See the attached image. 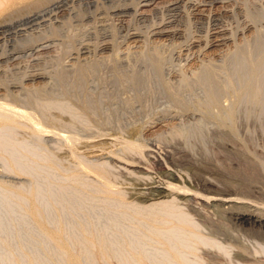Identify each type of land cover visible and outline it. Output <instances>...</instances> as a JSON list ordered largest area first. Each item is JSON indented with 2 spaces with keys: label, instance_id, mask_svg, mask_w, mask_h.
Segmentation results:
<instances>
[{
  "label": "rangeland",
  "instance_id": "1",
  "mask_svg": "<svg viewBox=\"0 0 264 264\" xmlns=\"http://www.w3.org/2000/svg\"><path fill=\"white\" fill-rule=\"evenodd\" d=\"M27 1L19 0V4L17 3L18 5L13 7L14 12L8 10L0 17V21L3 22H0V101L10 99V102L13 100V103L24 110L34 109L41 113V116L47 114L46 118L42 117L46 123L50 122V125L57 126L56 129L65 127L66 130L62 129V133L78 134L79 138L73 140L74 144H70L69 141H65V137H59L58 134L55 132L52 134L53 131H51L47 133L48 135L45 133L43 141H41L37 140L38 137L36 138V135L34 136L28 127H18V130H14L15 136L10 138L13 142L9 141L11 145H8V147L10 146L8 148L5 144L8 143V141L5 142L7 132L4 131V128L3 130L0 128V139L4 138V142L1 143L3 145L0 144L4 147H0V181L17 186L21 184L25 186L29 182L28 184L34 187L37 184L36 189H41L46 179L50 178L51 181V177L53 178L54 173H57V168L52 169L54 166L42 169L39 167L37 169L39 173L36 171L35 176L32 173V177L28 175L18 177L13 173L10 174L7 167L4 166V161L1 165L4 152L9 150L12 153L15 151L14 147L22 146L21 149L25 147L28 151L31 148L29 154L33 156L30 158L28 155V160L16 158L19 161L15 159L16 164L14 165L19 167L21 162L22 166L20 167H26L24 164L31 167L35 160L42 158L37 155L46 156L44 155L45 151L40 149L44 144L47 147L45 149L50 151L51 155H55V157L53 155L48 157L56 162L58 170L60 167L61 171H64L63 173H67L68 168L76 171L80 157L89 164L108 165L109 176L113 178L110 177L111 182L115 183L114 185L112 183L113 189L122 190L121 193L124 191L125 194H122L128 203L132 200L130 203L136 202L137 205L139 203L138 206L144 207L149 203L172 201L175 211L177 212L179 209L180 212L186 213L189 221L176 225L173 229L175 234L172 232L173 230L166 231L168 234L171 232V235L173 233L176 238H171L172 236H168L167 233H164L165 231H163V235L167 234L166 236L170 237L167 238L170 244L174 238L181 240L183 245L180 244L181 251L179 253L184 249L181 253L182 258L185 257L183 259L189 263L264 264V225L234 218L235 211L251 212L256 216L264 215V108L262 105L263 92L259 90V88L261 89L259 83L263 82L261 79L264 76L261 75V72L256 75L249 74L247 69L244 70L245 73L248 72L247 75H244V71L242 74L240 70H243L244 67L248 68L249 65V62L246 61L244 65L241 64L242 67L240 64L229 65L232 63L230 60L233 59L235 51L238 53V48L239 52L242 51V48H244L242 52H246L245 50L249 48L253 50L255 39H257L255 37H259V33L264 32V15L258 21H250L254 20L252 17H256L255 12H258L256 13L258 15L259 13L263 14L264 0ZM30 2L33 3L32 7ZM247 10L254 16L251 13V18L249 14L246 15L249 13ZM246 44L249 47H246ZM94 66L97 67V71ZM203 67L211 69L207 70ZM77 69L84 70V73ZM202 69L207 70L208 73ZM237 69L238 71H236ZM228 70L231 72L227 73ZM55 74L57 76H54ZM76 74L78 76L79 74L86 75H80L77 78ZM81 76L83 77L81 78ZM245 78H248V81L251 79L252 82L256 81L253 83L254 88L251 87V90L254 89V93L249 90L250 86L249 89L247 86L244 88L246 83L250 82H244V80L247 81ZM222 85L224 86L221 87ZM208 86H212V88L210 87V89ZM227 86L229 87L228 91L226 90ZM213 94L215 98H211ZM26 99L28 100L26 101ZM85 101L92 102L88 108L83 106L86 104ZM213 103L221 106H218L221 109H217L218 107ZM53 104L58 106H53ZM92 104L98 108L91 107L90 109ZM26 105L27 107H25ZM84 109L91 111H84ZM224 109H227V113L229 109H232L230 112H233L227 116ZM54 120H56L55 124ZM67 123L69 124L67 125ZM95 131L97 134L94 133ZM3 133L5 137L2 138ZM80 133L82 134L80 135ZM127 140L143 143L141 144L143 156L141 153L128 150L132 152L129 153L124 149L123 145ZM38 141L41 144H37ZM76 142L79 143L76 144ZM10 148H14V151ZM3 149L5 150L2 154L1 150ZM47 150L45 154L48 155ZM32 158L35 160L32 161ZM2 166L3 168H1ZM77 172L82 174V171L79 172L78 169ZM85 175V178L83 177L85 181L94 180L93 174ZM59 179L60 182H64L60 177ZM40 183L41 188L39 187ZM145 185L149 186L146 188ZM161 185L167 188L162 195L159 192ZM44 190L43 188L42 193ZM42 193L40 197L37 195V200L40 203L47 199L44 195L46 193ZM61 194L60 199L61 196L68 195L74 197L76 192L68 189ZM7 195H9L8 192L0 188V264H12L9 262H12V259L17 255L21 263L26 264L24 256L19 254L26 250L33 251L32 256H35V261L38 259L36 263L47 264L48 262L49 264L55 259V256H45L46 250L43 252L41 245L37 246L38 241L44 242L46 239L38 236L43 234H40V230L38 231V228L24 216L25 205L23 204L26 202L22 201L20 207L17 204L19 200H13V197H10L11 194ZM79 195L81 196L78 194L76 197L84 198L86 204L90 205L88 206L90 207L89 211L93 208H91L92 204H96L93 205L96 208H93L94 210L92 209L93 212H91L93 218L97 215L99 216L96 217L97 219L101 215L113 216L116 213L119 216L115 210L116 213L113 210H110L113 213L105 211L104 202L107 200L108 203H105L104 206L107 208L111 201L109 199L103 201L102 195L99 196L97 202H92L89 198L92 196L91 194L87 197H84V194L81 197ZM56 196L58 199L59 194ZM7 197L10 200L6 199ZM223 197L231 199V202L229 204L221 203L219 199ZM54 199L55 196L53 198L55 203L60 200ZM84 199H80L82 202L73 201V206L76 204V208H80L81 205L84 207L86 205ZM14 201L16 202L14 203ZM45 206H43V209H46L44 215L47 220L50 218L51 221L53 209L49 204L47 205L49 207ZM127 212L125 211V213ZM67 216V214L64 215L65 218ZM69 217L71 218V216ZM65 218L64 221L67 220ZM126 218L124 221L121 219V222H117L118 226L125 229L118 227L123 232L130 230V224L132 225L131 229L136 227L135 223L133 224L135 220L131 221L133 217L127 216ZM104 222L106 219L101 221V224H99L100 220L95 223L100 227L103 225L101 228L104 226H116L115 228H117L115 223L113 225L110 221H107V224ZM66 223L70 224V221H66ZM134 225L135 227H133ZM192 226L196 230V235L199 238L202 237L201 239L204 238V241L207 240L208 243L191 245L192 240L188 239L186 234L188 233L187 229ZM105 227L103 228L105 230L111 229ZM113 228L108 231L110 235L106 234L105 236H111L112 233L116 235V229ZM112 230L115 231L112 232ZM137 234L134 237L137 243L146 238L142 232L138 234L139 237ZM114 235L109 239H113ZM136 237L137 239H135ZM151 237L143 240L144 244L145 240L146 244L149 242L143 249H147L145 251H148L149 257L152 255V258H148V256L146 258L151 263L156 255L152 264H159L160 261L165 260L172 264V259L164 248L162 251L160 245L153 243ZM4 243H8V245L10 243L11 246L17 247L12 246L13 249L16 248L11 250L14 251L13 254H10L13 257L3 253L6 252L2 247ZM176 243L179 242L176 240ZM141 246L143 243L139 248ZM146 252H144L145 255ZM2 256L6 257L5 260Z\"/></svg>",
  "mask_w": 264,
  "mask_h": 264
},
{
  "label": "bare ground",
  "instance_id": "2",
  "mask_svg": "<svg viewBox=\"0 0 264 264\" xmlns=\"http://www.w3.org/2000/svg\"><path fill=\"white\" fill-rule=\"evenodd\" d=\"M24 1V0H23ZM27 1V0H26ZM29 1V0H28ZM27 1V2H28ZM30 1H32V0H30ZM222 1V0H221ZM245 1V0H244ZM19 2V0H0V17L4 14V13H6L8 10H13V12L15 11L14 9H13V7L17 4ZM21 2V1H20ZM35 2V1H34ZM248 2V1H247ZM252 2V1H251ZM24 3V2H23ZM146 3H148V2H146ZM19 4V3H18ZM17 4V5H18ZM27 4V3H26ZM29 4V3H28ZM33 4V3H32ZM32 4H31V2H30V5H31V7H32ZM144 4V3H143ZM246 4V3H245ZM248 4V3H247ZM16 5V6H17ZM29 6V5H28ZM251 6V5H250ZM19 7V6H18ZM246 7V6H245ZM261 7V6H260ZM12 8V9H11ZM15 8V7H14ZM23 8V7H22ZM25 8V7H24ZM28 8V7H27ZM19 9V8H18ZM246 9V8H245ZM262 9V8H261ZM260 9V11H262ZM257 10V9H256ZM255 10V11H256ZM20 11V10H19ZM248 11V10H247ZM21 12V11H20ZM249 13H247L246 15H250V18H251V14L254 16V14L253 13H251L250 11H248ZM253 12V11H252ZM11 13H12V11H11ZM10 13V14H11ZM29 13V12H28ZM251 13V14H250ZM256 13H258V12H255V15H256V17H252V19L254 18V20H250L251 22H253V21H258V20H260V19H262L263 18V15H264V12H263V14H261V13H259V15L258 14H256ZM22 14V13H21ZM9 15V14H8ZM20 15V14H19ZM15 16V15H14ZM29 17V16H28ZM246 17V16H245ZM4 19V18H3ZM17 19V18H16ZM25 19V18H24ZM264 19V18H263ZM248 20H249V17H248ZM262 21V20H261ZM1 22V21H0ZM260 22V21H259ZM1 23H3V22H1ZM256 23V22H255ZM263 23V22H262ZM257 25V24H256ZM252 26V25H251ZM231 27V26H230ZM260 29H258V31H259ZM257 32V31H256ZM260 32V31H259ZM258 34V33H257ZM256 34V35H257ZM259 37H255V38H257V39H255L256 40V42H254V44H255V46H254V48H252L253 50H251L250 48L248 49V50H245L246 52H242V51H244V48H242V54L241 55H239L241 52H239L240 50H239V48H238V50H237V52L238 53H236V51H235V55H234V52H233V55L234 56H232V60H230L232 63H229V65L231 64V65H239L240 64V67H242L241 66V64H243L244 65V62L246 61V62H249V65H248V68H246V67H244V69L243 70H240V72L242 73V71H246V69H247V71L249 72V74H252V75H256V74H260L259 72H261V75H263L264 76V32L262 31V34L261 33H259V35H258ZM235 37V36H234ZM255 40H253V41H255ZM13 41H15V40H13ZM246 43V42H245ZM2 44V43H1ZM18 44V43H17ZM46 45V44H45ZM245 45V44H244ZM248 45H250V43L248 42ZM252 46V45H251ZM250 46V47H251ZM246 47H249V46H247V44H246ZM42 48H43V46H42ZM37 49V48H36ZM256 50V51H255ZM10 52V51H9ZM18 52V51H17ZM26 55V54H25ZM17 57V56H16ZM151 57V56H150ZM229 58H231V57H229ZM241 62V63H240ZM23 64V63H22ZM225 65V64H224ZM230 65V66H231ZM151 66V65H150ZM153 66V65H152ZM16 67V66H15ZM94 67H96V66H94ZM221 67V66H220ZM223 67V66H222ZM227 67V66H226ZM232 67H234V66H232ZM239 67V66H238ZM93 68V67H92ZM204 68V67H203ZM224 68V67H223ZM230 68V67H229ZM18 69V68H17ZM153 69V68H152ZM204 69H207V68H204ZM208 69H211L210 67L208 68ZM207 69V70H208ZM220 69V68H219ZM224 69H226V68H224ZM235 69V68H234ZM73 70V69H72ZM82 70V69H81ZM81 70H78L77 69V71H81ZM203 70V69H202ZM202 70H200V71H202ZM207 70H203V71H207ZM213 70V69H212ZM65 71V70H64ZM88 71V70H87ZM96 71H97V67H96ZM153 71V70H152ZM151 71V72H152ZM215 71V70H214ZM217 71V70H216ZM236 71H238V69L236 70ZM245 71L243 72L244 73V75H247V73L248 72H246L245 73ZM43 72V71H42ZM56 72V71H55ZM75 73H79V72H76V71H74ZM81 72H83L84 73V70L83 71H81ZM210 72V71H209ZM212 72V71H211ZM228 72H231V71H227V73ZM235 72V71H234ZM41 73V72H40ZM73 73V72H72ZM74 73V74H75ZM206 73H208V72H206ZM217 73V72H216ZM225 73H226V71H225ZM236 73V72H235ZM238 73V72H237ZM242 73V74H243ZM56 74H58V73H56ZM54 75V76H57V75ZM64 74H66V73H64ZM73 74V75H74ZM204 74V73H203ZM232 74H234V73H232ZM59 75H60V72H59ZM58 75V76H59ZM63 75V74H62ZM67 75V74H66ZM65 75V76H66ZM80 75H86V74H79V76L76 74V76H77V78H79L80 77ZM88 75V74H87ZM206 75V74H205ZM217 75V74H216ZM230 75H231V73H230ZM237 75V74H236ZM235 75V76H236ZM243 75V76H244ZM251 75V76H252ZM202 76H204V75H202ZM211 76V75H210ZM242 76V77H243ZM258 77L260 76V75H257ZM60 77V76H59ZM83 76H81V78H82ZM201 77V76H200ZM241 77V76H240ZM246 77V76H245ZM248 77V76H247ZM250 77V76H249ZM56 78V77H55ZM204 78V77H203ZM207 78V77H206ZM235 78V77H234ZM244 78V77H243ZM1 79V78H0ZM58 79H63V78H58ZM210 79V78H209ZM240 79V78H239ZM238 79V80H239ZM246 79V78H245ZM253 79H254V77H253ZM256 79V78H255ZM258 79V78H257ZM261 79V77L259 78V80ZM213 80V79H212ZM232 80H234V79H232ZM244 80V79H243ZM247 81H245L244 80V82H249L248 81V78L246 79ZM263 82H260L259 83V85L261 86V89L259 88V86H258V84L256 83V85L258 86V88H259V90H260V92H263L262 94H263V97H262V99H263V108H264V77H263V79H261ZM217 81V80H216ZM241 81V80H240ZM239 81V82H240ZM206 81H204V83H205ZM230 82V81H229ZM229 82H228V85H229ZM243 82V83H244ZM251 82V84H252V86H251V84L249 85V83ZM248 84L246 83V85L244 86V88L247 86V88L249 89V90H251L252 88H254V84L253 83H255L254 82V80H253V82H252V79H251V81H250ZM2 83V82H1ZM4 83V82H3ZM151 83V82H150ZM207 83V82H206ZM215 83V82H214ZM213 83V84H214ZM208 84V83H207ZM225 84V83H224ZM226 84H227V82H226ZM238 84V83H237ZM216 85V84H215ZM214 85V86H215ZM219 85V84H218ZM242 85V84H241ZM217 86V85H216ZM224 85H222L221 87H223ZM231 86V85H230ZM209 88L211 87L212 88V86H208ZM228 87V86H227ZM226 87V88H227ZM243 87V86H242ZM252 87V88H251ZM210 88V89H211ZM218 88V87H217ZM225 88V87H224ZM243 88V89H244ZM246 88V89H247ZM256 88V87H255ZM22 89H23V86H22ZM42 89V88H41ZM209 89V90H210ZM228 89H229V87L226 89L227 91H228ZM208 90V89H207ZM222 90V89H221ZM220 90V91H221ZM234 90V89H233ZM248 90V91H249ZM254 90V89H253ZM253 90H251V91H253ZM211 91H213V90H211ZM210 91V92H211ZM215 91V90H214ZM247 91V92H248ZM251 91H249L250 93H251ZM40 92V91H39ZM208 92V91H207ZM219 92V91H218ZM224 92V91H223ZM246 92V93H247ZM32 93H33V91H32ZM245 93V92H244ZM253 93H254V91H253ZM35 94V93H34ZM39 94V93H38ZM41 94V93H40ZM214 94H216V93H214ZM214 94L211 96V98L212 97H214ZM252 94V93H251ZM28 95V94H27ZM211 95V94H210ZM253 95V94H252ZM256 95V94H255ZM8 96H10L9 94H8ZM29 96V95H28ZM32 96H33V94H32ZM254 96V95H253ZM16 97V96H15ZM14 97V98H15ZM26 97V96H25ZM37 97H39V96H37ZM37 97H35L36 99H37ZM27 98V97H26ZM215 98V97H214ZM217 98H219V97H217ZM12 99V98H11ZM23 99V98H22ZM29 99V98H28ZM28 99H26V101L28 100ZM31 99H33V98H31ZM177 99V98H176ZM259 99H260V97H259ZM10 99H8V100H5V101H3V100H1L0 101V128H2V130H3V128H4V131L6 130V138L7 139H5L6 141L5 142H7L8 141V143H5L6 145H7V147H8V145H11L10 143H9V141L12 143L13 141H12V139L10 140V138H13V135H14V130L15 129H17L18 127H28L29 128V130L34 134V136L37 138V140H41V141H43V135L46 133H49V132H51V131H53V133L52 134H54V132H55V134H58L57 136H59V137H65L64 139H65V141L66 142H68V143H73V140H77V135H75L74 133L73 134H70V133H62L63 132V130H66L65 129V127H64V129L62 130L61 128L60 129H56V127L53 125H50L49 123H46L43 119L44 118H46L45 116L47 115H45L44 116V114H43V116H44V118H42L43 116H41V113H39L38 111H35L34 109V111L33 110H24V109H22L21 107H19V106H17L15 103H13L12 101L10 102L9 101ZM19 100V99H18ZM213 100V99H212ZM16 101V100H15ZM38 101V100H37ZM41 101V100H40ZM180 101H182V100H180ZM184 101V100H183ZM211 101V100H210ZM209 101V102H210ZM217 101V100H216ZM219 101V100H218ZM17 102V101H16ZM86 102V104L85 105H83V106H86L87 108L89 107L88 105L89 104H91V103H89V101H88V103H87V101H85ZM85 102H83V103H85ZM42 103V102H41ZM56 103V102H55ZM54 103V104H55ZM217 103V102H216ZM25 104V103H24ZM36 104V103H35ZM53 104V106H58V105H54ZM211 104V103H210ZM213 104H215V103H213ZM217 104H219V103H217ZM217 104H215L216 106H217ZM96 105V104H95ZM185 105V104H184ZM206 105H208V104H206ZM231 105V104H230ZM35 106V105H34ZM45 107L47 106V105H44ZM181 106V105H180ZM186 106V105H185ZM214 106V105H213ZM219 106V105H218ZM217 106V107H218ZM261 106V105H260ZM25 107H27V105L25 106ZM28 107H30L29 105H28ZM48 107V106H47ZM86 107H84L85 109H86ZM91 107H97V106H94V104H92V105H90V109H91ZM187 107V106H186ZM186 107H184V108H186ZM207 107V106H206ZM212 107V106H211ZM219 107H221V106H219ZM219 107L217 108V109H219ZM230 107V106H229ZM31 108V107H30ZM44 108V107H43ZM98 108V107H97ZM203 108H204V106H203ZM216 108V107H215ZM227 108V107H226ZM234 108V107H233ZM262 108V109H263ZM84 109V111H87V110H90V109H87V110H85ZM93 109V108H92ZM221 109V108H220ZM219 109V110H220ZM223 109V108H222ZM228 109V108H227ZM227 109H224L223 111H226ZM94 110V109H93ZM194 110V109H193ZM230 110H232V109H229V112L227 113V111H226V114H227V116L229 115V113H231V112H233V111H231L230 112ZM91 111V110H90ZM89 111V112H90ZM96 111V110H95ZM95 111H93V112H95ZM88 113V112H87ZM56 115V114H55ZM90 115V114H89ZM54 116V115H53ZM220 116H222V115H220ZM217 117V116H216ZM234 118V117H233ZM55 119H56V117H55ZM49 120V119H48ZM47 120V121H48ZM224 120V119H223ZM225 121V120H224ZM223 121V122H224ZM55 122H56V120H54V124H55ZM95 122V121H94ZM224 123H226V122H224ZM53 124V123H52ZM69 123H67V125H68ZM60 125H61V123H60ZM63 125V124H62ZM229 125H231V123L229 122ZM60 127V126H59ZM69 128V127H68ZM83 128H85L86 129V127H83ZM88 128H89V126H88ZM87 128V129H88ZM99 128V127H98ZM229 129V128H228ZM230 129H231V127H230ZM229 129V130H230ZM18 130V129H17ZM74 130V129H73ZM113 130V129H112ZM231 130H233V129H231ZM67 131H68V129H67ZM70 131V130H69ZM77 131V130H76ZM75 131V132H76ZM85 131V130H84ZM97 131V130H96ZM96 131L94 132V133H96ZM71 133H72V131H70ZM100 132V131H99ZM109 132V131H108ZM79 133V132H78ZM82 133H80V135H81ZM85 134V133H84ZM83 134V135H84ZM97 134V133H96ZM5 134L3 133L2 134V138H3V136H4ZM48 135V134H47ZM61 135V136H60ZM94 135V134H93ZM189 135V134H188ZM15 136V135H14ZM95 136V135H94ZM136 136V135H135ZM195 136V135H194ZM5 137V136H4ZM91 137V136H90ZM122 137V136H121ZM128 137V136H127ZM127 137H125V138H127ZM140 137V136H139ZM40 138V139H39ZM55 138V137H54ZM79 138V137H78ZM112 138V137H111ZM129 138V137H128ZM131 138V137H130ZM4 139V138H3ZM3 139H0V144L2 143V142H4V140ZM123 139V138H122ZM219 139V138H218ZM50 140V139H49ZM52 140V139H51ZM86 140V139H85ZM224 140V139H223ZM57 141H58V139H57ZM71 141V142H70ZM40 141H38L37 142V144H41V142L39 143ZM52 142V141H51ZM119 142V141H118ZM140 142V141H139ZM62 143V142H61ZM79 143V142H78ZM77 142H76V144H78ZM93 143V142H92ZM108 143V142H107ZM14 144H17V145H19L18 143H14ZM14 144H12L13 146H14ZM47 144H48V142H47ZM74 144V143H73ZM109 144V143H108ZM141 144H143V143H138L136 140H127L126 142H125V144L123 145L124 146V149H126L127 151L128 150H130V151H135V152H138V153H141V155H142V150H143V146L141 145ZM1 145H3V144H1ZM6 145H5V147H6ZM59 145V144H58ZM94 145V144H93ZM118 145V144H117ZM153 145V144H152ZM38 146V145H37ZM43 146H44V144H43ZM42 146V148L40 147V149L42 150V151H45V153H46V150L47 149H45V148H47V147H43ZM47 146V145H46ZM68 146V145H67ZM0 147H3V146H0ZM6 147V148H7ZM10 147V146H9ZM8 147V148H9ZM22 147V146H21ZM21 147H14L15 148V151H14V148L12 149V148H10V149H12L14 152H12V153H10L9 152V150L7 151V149H6V151L8 152H4V154L5 155H3L2 156V158H3V160L1 161V165H2V163H3V161H4V166H6L7 167V170L10 172V174L11 173H13V174H15V175H17L18 177L19 176H21V175H28L29 177L32 175V173H33V175L35 176V172L37 171L38 172V168L40 167L41 169L42 168H46V167H48V168H52L53 166H54V168H52L53 170L54 169H56L57 170V173H54L55 174V176H53V178L51 177V181L49 180V179H46L45 181H44V183H43V187L42 186H40L41 185V183L39 184V187L41 188V189H36V187H37V184H36V187H34V186H32V185H30V184H28V183H26V187L24 186V185H22L21 183V185H19V186H17V185H11V184H6L5 182L4 183H2L1 181H0V188H1V190H3V191H5V192H8V194L10 195H12V196H10L11 198L13 197V200H19L18 202H17V204H19L18 206H20L21 207V202L22 201H24V202H26L25 204H23V205H25L24 206V210H23V212L25 213H23L24 214V216L26 217V219L28 218V220L35 226V227H37L38 228V231L39 232H41L40 234H43V235H38V236H42V237H44L46 240H44V242L42 243V242H39L38 241V245L37 246H39V245H41V250L43 249V252L45 251V256L46 255H50V256H55V259L53 258V257H51V258H53L52 260L54 261H50L51 262V264H152L153 262V259L155 260V256H154V258L151 260V263H150V261H149V259L148 258H152V255H150L151 257H149L148 256V251L146 252L145 251V249H143L144 248V246L145 247H147L146 245H148V243L146 244V240H145V244H144V242H143V240L144 239H147L148 237H151L152 238V240H153V243L155 242V244H157V245H160V247H161V249H162V251H163V248H164V250H165V252L170 256V258L172 259V264H191V263H189L187 260H185V259H183V258H185V257H183L182 258V252H183V250H182V252L181 253H179V251H181V245H183L180 241L181 240H178V239H175L176 238V236H174L173 235V233H172V235H171V232L168 234L166 231H172L175 227H176V225H179V224H183V223H186L187 221H189V220H187L189 217H187V215H186V213H184V212H180V210H179V212H178V210H177V212L175 211V208L173 207V202L172 201H160V202H155V203H152V204H150L149 203V205L148 206H145L144 205V207H141V206H138L139 205V203H138V205L137 204H135V203H130V202H132V200H130V202L128 203V202H126L125 201V199H124V196H123V194H125V193H121V191H119V190H114L113 189V187H112V183H113V185L115 184L114 182H111V176H109L110 174H109V170H108V168H107V166L105 165V164H101V163H99V164H89V163H87V162H85V161H83L81 158L82 157H80L79 159V161H78V159H77V161H78V163H77V165L79 166H77L76 167V171H77V169H78V171L79 172H81L82 171V174L80 173H76V171H74L73 169L71 170V168L69 169L68 168V171H66V168L64 169L67 173H63L62 171H61V168L59 167V170H58V165L56 164V162L55 161H53V159H50V157H48V156H52L51 155V153H50V151H48L49 153H48V155L47 154H45L44 153V155H46L45 157H43L42 155L41 156H39V155H37L38 157H42V158H37L38 160L36 161L34 158L36 157L35 155V157L34 158H32V161H34L35 160V162L32 164V166L31 167H28V165L27 164H24V165H26V167L25 166H23V167H20V166H22V165H20V163H19V167H17V166H15L14 164H16V160H18V159H16V158H26L27 160H28V155L30 156V158L33 156H31L30 154H29V151L31 152V148L29 149V151H28V149L26 150V148L24 147V149L22 148L21 149ZM61 147V146H60ZM60 147H59V149H60ZM71 147V146H70ZM4 148V147H3ZM39 148V147H38ZM58 148V147H57ZM68 148V147H67ZM2 149V148H1ZM65 149V148H64ZM74 149V148H73ZM5 149H3V150H1V153L4 151ZM11 150V151H12ZM56 150V149H55ZM125 150V151H126ZM145 150V149H144ZM42 151H40V152H42ZM58 151V150H57ZM69 151V150H68ZM112 151V150H111ZM146 151V150H145ZM75 152V151H74ZM73 152V153H74ZM115 152V151H114ZM129 152V151H128ZM59 153V152H58ZM72 153V154H73ZM83 153V152H82ZM98 153V152H97ZM96 153V154H97ZM104 153V152H103ZM129 153H132V152H129ZM153 153V152H152ZM3 154V153H2ZM71 154V155H72ZM111 154V153H110ZM113 154H115V153H113ZM145 154V153H144ZM61 155V154H60ZM65 155H67V154H65ZM69 155V154H68ZM78 154H76V156H77ZM140 155V154H139ZM54 157H55V155H53ZM70 156V155H69ZM81 156V155H80ZM96 156V155H95ZM111 156V155H110ZM130 156V155H129ZM143 156V155H142ZM141 156V157H142ZM145 156H147L146 154H145ZM152 156V155H151ZM156 156V155H155ZM60 157V156H59ZM78 157V156H77ZM76 157V158H77ZM87 157V156H86ZM104 157V156H103ZM112 157V156H111ZM114 157H115V155H114ZM128 157V156H127ZM126 157V158H127ZM131 157H132V154H131ZM137 157V156H136ZM135 157V158H136ZM139 157V156H138ZM100 158V157H99ZM117 158V157H116ZM152 158V157H151ZM153 158H154V156H153ZM162 158H163V156H162ZM1 159V158H0ZM16 159V160H15ZM25 159V160H26ZM69 159V158H68ZM88 159V158H87ZM87 159H85V160H87ZM122 159V158H121ZM124 159V158H123ZM31 160V159H30ZM140 160V159H139ZM153 160V159H152ZM158 160V159H157ZM162 160V159H161ZM19 161V160H18ZM22 161V160H21ZM114 161H115V159H114ZM155 161V160H154ZM13 162H15V163H13ZM27 162V161H26ZM29 162V161H28ZM31 162V161H30ZM59 162V161H58ZM120 162V161H119ZM122 162H123V160H122ZM121 162V163H122ZM142 162H144V161H142ZM146 162V161H145ZM32 163V162H31ZM60 163V162H59ZM128 163V162H127ZM76 164V163H75ZM152 164V163H151ZM158 164H160V163H158ZM162 164V163H161ZM60 165V164H59ZM43 166V167H42ZM45 166V167H44ZM66 166V165H65ZM65 166H63V167H65ZM73 166V165H72ZM117 166V165H116ZM140 166V165H139ZM142 166V165H141ZM160 166V165H159ZM166 166V165H165ZM250 166V165H249ZM67 167H69V166H67ZM138 167V166H137ZM1 168H3V166L1 167ZM47 168V169H48ZM151 168H152V166H151ZM80 169V170H79ZM253 169V168H252ZM51 170V169H50ZM69 170H71V171H69ZM116 170V169H115ZM148 170V169H147ZM2 171V170H1ZM5 171V170H4ZM6 172V171H5ZM43 172V171H42ZM122 172V171H121ZM131 172V171H130ZM161 172V171H160ZM39 173V172H38ZM52 173V172H51ZM63 173V174H62ZM167 173V172H166ZM57 174H58V176H57ZM85 174H93V177H94V180H91V179H89V181L87 182V181H85L84 179H83V177L85 178V176H87V175H85ZM159 174V173H158ZM47 175V174H46ZM85 175V176H84ZM112 175V174H111ZM114 175V174H113ZM161 175V174H160ZM170 175V174H169ZM9 176V175H8ZM13 176V175H12ZM45 176V175H44ZM15 177V176H14ZM32 177V176H31ZM59 177L61 178V181H62V179H63V183L62 182H60V179H59ZM91 177V176H90ZM93 177H92V179H93ZM111 177V178H110ZM113 177H115V176H113ZM34 178V177H33ZM48 178V177H47ZM4 179V178H3ZM2 179V180H3ZM45 179V178H44ZM113 179V178H112ZM6 180V179H5ZM26 180V179H25ZM84 180V181H83ZM91 180V181H90ZM21 181V180H20ZM23 181V180H22ZM114 181V180H113ZM145 181V180H144ZM9 182V181H8ZM27 182V181H26ZM147 182V181H146ZM149 182V181H148ZM162 182V181H161ZM139 183V182H138ZM165 183H167V182H165ZM182 183V182H181ZM143 184V183H142ZM168 185H169V183H167ZM171 184V183H170ZM30 185V186H29ZM159 185V184H158ZM165 185V184H164ZM176 185V184H175ZM128 186V185H127ZM149 185H147V187H148ZM154 186V185H153ZM162 186V185H161ZM179 186V185H178ZM38 187V188H39ZM115 187V186H114ZM118 187V186H117ZM145 187H146V185H145ZM146 187V188H147ZM160 187V186H159ZM166 187H167V185H166ZM169 187H171V186H169ZM45 189L44 190V192L42 193V189ZM137 188V187H136ZM164 187L162 186L161 188H160V190H159V192L161 193V195H162V193H164L165 192V189L167 190V188H164ZM182 188V187H181ZM68 189H72V190H74L75 192H76V194H75V196L74 197H69V195L68 196H61V199H60V194L61 193H65V191H67ZM140 189V188H139ZM148 190V189H147ZM155 190V189H154ZM41 191V192H40ZM170 191V190H169ZM128 192V191H127ZM179 192V191H178ZM41 193L42 194H44V193H46V194H44V195H46L45 196V199H46V201L45 200H43L44 202L43 203H40L39 202V200H37V195H39V197H40V195H41ZM170 193V192H169ZM180 193V192H179ZM56 194H59V197H58V199H60L59 201H57L56 203H55V201L53 202V198H54V196H55V199L54 200H58V199H56ZM69 194H71L70 192H69ZM78 194H81V196L83 195L84 197H87V195L89 196L90 194L92 195V196H90L89 198L92 200V202L94 201H96L97 202V200L99 199V196L100 195H102V199H103V201L104 200H106V199H109L111 202V204L106 208V207H104L105 206V203H108L107 202V200H106V202H104V204H103V208L105 209V211H107V213L108 212H112V211H110V210H113V212H118V214H119V216L118 215H113V216H109L107 213H106V215H108V216H100V218L101 217H104L105 219H106V222L107 221H110V222H112V224L113 223H115V224H117V222H119L121 219L124 221V219L127 217V216H130V217H133V219H131V221L132 220H135L134 222H133V224L135 223V225H136V227H135V225L133 226V227H135V228H130V226H132L131 224H130V226H129V229L130 230H132V231H130V230H126V232H123V231H121V230H119L118 229V227H121V226H118V224H117V228H115L114 226V228L116 229V231H119V232H116L115 230H112V232H114L115 231V233H116V235H114L112 232V235H114L113 236V239H109V237H111V236H105L106 234L107 235H110L109 233L110 232H108L109 230L111 231V229L113 228L112 226L111 227H105L106 229L107 228H111V229H108V230H105V229H103V228H101L103 225H101V227H100V225L98 226L96 223H97V221L99 222V220H100V223L99 224H101V221H104L103 219L101 220L100 218L99 219H97L99 216L97 215H94V216H96V217H92V214H91V212H93L92 211V209L93 208H96V206H93L95 203H93L92 204V206H91V211H89L90 209V207H88V206H90V205H88V204H86V201H85V199L84 198H82L80 195V197L81 198H78V197H76V195L78 196ZM167 194V193H166ZM183 194V193H182ZM195 194V193H194ZM9 195H7V196H9ZM43 195V196H44ZM61 195H64V194H61ZM86 195V196H85ZM135 195V194H134ZM147 195V194H146ZM189 195H190V193H189ZM188 195V196H189ZM6 196V195H5ZM73 196V195H72ZM192 196H193V194H192ZM191 196V197H192ZM222 196V195H221ZM42 197V196H41ZM146 197V196H145ZM155 197V196H154ZM163 197H164V195H163ZM196 197V196H195ZM232 197V196H231ZM9 197H7L6 199H8ZM16 198V199H15ZM42 198H44V197H42ZM128 198V197H127ZM131 198V197H130ZM206 198V197H205ZM204 198V199H205ZM219 198V197H218ZM230 198V197H229ZM4 199V198H3ZM80 199L81 200H83L84 199V203L87 205H85L84 207H88L87 209L86 208H84V207H82V205L80 206V204L79 203H77V204H79V206H80V208H76L77 206H76V204H75V202H74V204H75V206H73V201H76V200H78V202L80 201ZM89 199V200H90ZM101 199V197H100V201L102 200ZM209 199V198H208ZM212 199V198H211ZM8 200H10V199H8ZM87 200V199H86ZM143 201H144V199H142ZM174 200V199H173ZM220 201H221V203H228L229 204V202H231V199L229 200V199H227L226 197L224 198H220L219 199ZM16 201H14V203L16 202ZM99 201V202H100ZM158 201V200H157ZM193 201H195V200H193ZM7 202V201H6ZM13 201L11 200V203H12ZM41 202H42V200H41ZM53 202V203H52ZM77 202V201H76ZM80 202H82V201H80ZM90 202V201H89ZM91 202V203H92ZM146 202V201H145ZM14 203H13V205H14ZM55 203V204H54ZM103 203V202H102ZM213 203V202H212ZM49 204V206H50V208L51 209H53V215H51V216H53L52 218H51V221H50V218H48L49 220H47V217H45V215H44V210H46L45 208L43 209V206H45V207H49V206H47ZM52 204H54L53 206H52ZM145 204V203H144ZM175 204V203H174ZM184 204V203H183ZM9 205H11V204H9ZM23 205H22V207H23ZM96 205V204H95ZM18 206H16V207H18ZM99 206H102V205H99ZM99 206H98V208H99ZM106 206H107V204H106ZM263 207V206H262ZM102 208V209H103ZM261 208V207H260ZM23 209V208H22ZM78 209V210H77ZM43 210V211H42ZM94 210V209H93ZM109 210V211H108ZM115 210V211H114ZM257 210V209H256ZM255 210V211H256ZM49 211H51V210H49ZM103 211V210H102ZM125 211L127 212V213H125ZM90 212V213H89ZM112 212V213H113ZM246 212V211H245ZM236 212L235 211V214H234V218L235 219H237V220H240V221H252V222H254V223H257V224H259V225H264V218H263V216H261L260 214V216H256V215H254V213H251V212ZM253 212V211H252ZM105 213V212H104ZM111 213V214H112ZM65 214H67L68 216L65 218L64 217V215ZM91 216H90V215ZM98 214H100V213H98ZM101 214H103V213H101ZM110 214V213H109ZM110 214V215H111ZM127 215V216H126ZM69 216H71V218L69 217ZM117 216V217H116ZM124 216H126L125 218H124ZM23 217V216H22ZM22 217H20L21 218V220H22ZM70 218L69 220L67 219V218ZM64 218H65V220L66 221H70V224L68 223H66V221H64ZM19 219V218H18ZM16 220V219H15ZM20 220V221H21ZM25 220V219H24ZM97 220V221H96ZM126 220H128L127 218H126ZM125 220V221H126ZM236 220V221H237ZM12 221V220H11ZM19 221V222H20ZM26 221V220H25ZM28 221V222H29ZM18 222V221H17ZM18 222V223H19ZM96 222V223H95ZM106 222H104V223H106ZM110 222H108V225H110ZM121 222V221H120ZM130 222V221H129ZM30 223V224H31ZM132 223V222H131ZM15 224V223H14ZM107 224V223H106ZM32 225V226H33ZM108 225H106V226H108ZM114 225V224H113ZM1 227V226H0ZM35 227H34V230H35ZM113 228V229H114ZM121 228H123V227H121ZM128 228V227H127ZM141 228V229H140ZM193 228V229H192ZM192 228H190L189 227V229H187L188 230V233L186 234V237H188V239H190V240H192L191 241V245H193V246H197L198 244H200V243H203V244H205L206 242H207V240L206 241H204V238L203 239H201V238H199L197 235H196V233H195V229H194V227L192 226ZM124 229V228H123ZM178 229V228H177ZM74 230H75V232H74ZM125 230V229H124ZM129 231V232H128ZM136 231H138L137 233L139 234H141V232L143 233V236L145 235L146 236V238H142L143 240H141V242H139V239L137 240L139 243H141V244H139V243H137V242H135V240H134V237H135V235L137 234H135V232ZM140 231V232H139ZM163 231H165L164 233H167L168 234V236H172L171 238H173V237H175L174 239H173V242H171V244H170V242H168V239L170 238V237H167L166 235L167 234H165V235H163ZM2 232V231H1ZM74 232V234L72 235V233ZM172 232H174V234L176 233L174 230L172 231ZM37 233V232H36ZM76 233V234H75ZM19 234V233H18ZM137 234V235H138ZM148 234V235H147ZM151 234V235H150ZM17 236V235H16ZM148 236V237H147ZM166 236V237H165ZM37 237V236H36ZM35 237V238H36ZM108 239H107V238ZM138 237H139V235H138ZM38 239H39V237H37ZM168 238V239H167ZM135 239H137V237L135 238ZM150 239V238H149ZM148 239V240H149ZM36 240V239H35ZM134 240V241H133ZM147 240V241H148ZM152 240H150V241H152ZM172 240V239H171ZM171 240H169V241H171ZM176 240H177V242H179V243H176ZM1 241V240H0ZM17 241V240H16ZM34 241V240H33ZM175 241V242H174ZM11 242V241H10ZM1 243V242H0ZM12 243V242H11ZM15 243V242H14ZM18 243V242H17ZM20 243V242H19ZM41 243V244H40ZM142 243H143V246H141V248H139V246L140 245H142ZM172 243H174V245H172ZM176 243V244H175ZM208 243V242H207ZM30 244V243H29ZM139 244V245H138ZM181 244V245H180ZM197 244V245H196ZM21 245V244H20ZM22 245H24V244H22ZM36 245V244H35ZM13 247H16L15 245H12ZM12 246L10 245V243H9V245H8V243H4L3 244V248L5 249V251L6 252H3V253H7L6 255H10V254H13L14 253V251L12 252L11 250H14V249H16V248H12ZM31 246V245H30ZM29 246V247H30ZM26 247V246H25ZM25 247H23V248H25ZM182 247H184V246H182ZM22 248V247H21ZM20 248V249H21ZM38 248V247H37ZM36 248V249H37ZM18 249H19V247H18ZM17 249V250H18ZM30 249V248H29ZM160 249V248H159ZM0 250H1V248H0ZM24 250V249H23ZM26 250V249H25ZM31 250V249H30ZM35 250V249H34ZM147 250V249H146ZM20 251V250H19ZM18 251V252H19ZM2 252V251H1ZM33 252V251H32ZM31 251H22V253H20L19 252V254H22L23 256H24V258H25V260H26V264H38V263H36V261L38 260L37 258V260L35 261V259H34V257L32 256V253ZM41 252V251H40ZM144 252H146L147 254L145 255L144 254ZM36 253V252H35ZM164 253V252H163ZM37 254V253H36ZM39 254V253H38ZM40 254H43V253H40ZM155 254V253H154ZM2 255V254H1ZM5 255V254H4ZM14 255H16V254H14ZM21 255V256H22ZM10 256H12V255H10ZM18 256V255H17ZM14 257L13 259H12V262H9V263H12V264H22L21 263V260L18 258V257ZM146 256H148V258H146ZM184 256V255H183ZM3 258H4V256H2ZM13 257V256H12ZM11 257V258H12ZM40 257H43V256H41L40 255ZM39 257V258H40ZM49 257V256H48ZM0 258H1V256H0ZM6 258V257H5ZM5 258H4V260H5ZM10 258V257H9ZM24 258H22L21 257V259H24ZM50 258V257H49ZM41 259V258H40ZM3 260V261H4ZM8 260V259H7ZM46 260V259H45ZM163 260H165V259H163ZM42 261V260H41ZM44 261V260H43ZM114 261H117V262H114ZM149 261V262H148ZM6 262V261H5ZM23 262H25L24 260H23ZM39 262V261H38ZM47 262V261H46ZM50 262H49V264H50ZM169 261H167V260H165V261H160L159 262V264H169L168 263ZM39 264H40V262H39ZM47 264H48V262H47Z\"/></svg>",
  "mask_w": 264,
  "mask_h": 264
}]
</instances>
